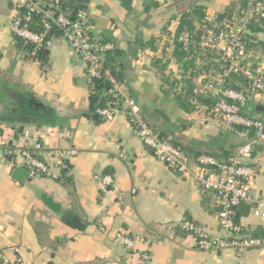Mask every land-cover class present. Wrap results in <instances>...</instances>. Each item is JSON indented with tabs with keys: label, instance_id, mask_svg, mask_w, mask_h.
<instances>
[{
	"label": "crops",
	"instance_id": "crops-1",
	"mask_svg": "<svg viewBox=\"0 0 264 264\" xmlns=\"http://www.w3.org/2000/svg\"><path fill=\"white\" fill-rule=\"evenodd\" d=\"M244 1L86 0L91 33L120 51L121 91L137 102L149 125L182 144L191 158L225 157L246 138L210 116L203 103L180 106L174 94L187 80L194 91L201 84L200 73L185 72L174 56L176 30L182 15L196 8L211 20ZM11 15L10 4L0 0V264L16 258L24 264H139L145 251L148 264H264V247L240 256L231 249L197 248L178 223L186 219L217 232L214 192L156 158L122 112L110 120L92 118L84 63L67 40L54 34L45 59L27 56L8 27ZM247 34L246 62L264 75V26L254 25ZM194 61L203 62L198 56ZM257 106L250 100L245 112L257 116ZM37 142L45 155L74 150L59 177H30L20 158L1 153L3 144L33 149ZM249 164L256 170L251 190L264 196V142L253 148ZM94 173L110 175L116 188L97 184ZM239 212L247 233H264V221L248 206ZM116 233L143 242L123 248L113 242Z\"/></svg>",
	"mask_w": 264,
	"mask_h": 264
},
{
	"label": "built area",
	"instance_id": "built-area-1",
	"mask_svg": "<svg viewBox=\"0 0 264 264\" xmlns=\"http://www.w3.org/2000/svg\"><path fill=\"white\" fill-rule=\"evenodd\" d=\"M12 10L8 22L11 33L32 46L34 55L39 50L50 48L54 30L70 44L73 53L84 63L89 84L102 75L104 54L113 45L95 37L87 23L85 11H79L71 18L60 7L61 0H6ZM264 19V0H247L246 4L222 16L205 20L195 26L201 32L196 45L192 35L184 30L178 36L185 49L192 46L194 52L203 58L217 56L222 69L217 73L210 70L199 74L201 90L206 98L213 101L204 105L210 116L218 117L228 124H240L245 143L227 160H219L209 154L189 157L180 148L158 133L147 123L137 102L121 91V85L114 82L112 99L103 107L96 109L97 114L110 120L122 112L136 129L140 141L153 155L176 173L191 179L203 191H213L218 202L219 230L215 233L203 229L189 220H182L178 227L194 237L195 245L201 250L231 249L240 256L247 249L264 247V233L253 235L234 221V208L240 204L249 207L250 214L264 221V196L251 190L252 179L256 173L249 164L254 146L264 142V108L259 115L247 117L248 101L264 107V75L254 72L246 62L248 57L244 37L250 22ZM230 74L244 76L249 83L246 91H238L227 85L225 80ZM200 104L196 103V107ZM251 132V135L249 136ZM4 157L20 158L30 177L57 178L68 168V156L74 150H56L45 155L39 142L33 149L15 143L3 144ZM92 179L102 187L116 188L108 174L94 173ZM143 239L130 238L116 233L113 242L123 248H131ZM147 252L142 253L139 264H148ZM11 264H24L20 258Z\"/></svg>",
	"mask_w": 264,
	"mask_h": 264
},
{
	"label": "trees",
	"instance_id": "trees-1",
	"mask_svg": "<svg viewBox=\"0 0 264 264\" xmlns=\"http://www.w3.org/2000/svg\"><path fill=\"white\" fill-rule=\"evenodd\" d=\"M247 0L244 1V4H246ZM85 4L86 0H61L60 1V7L62 10H64L65 13L68 14L69 17L75 18L76 14L79 11H84L85 10ZM243 4V5H244ZM241 5V6H243ZM199 8H196L191 16L188 14H183L181 17V20L179 22L178 28L176 30L177 36L184 30H187L191 35L193 39V43L196 45L197 41L200 39V34L201 32L199 30H195V22L203 23L205 22L204 20V15L200 14ZM232 11H229L230 13ZM226 13V14H228ZM226 14H223L226 15ZM261 24L264 26V19L250 22L247 25V30L252 28L254 25ZM256 27V26H255ZM58 34L57 31H53L50 33V35ZM14 39L16 40L17 45L27 54V56H32V57H38L40 60H43L46 58L43 49L37 51L34 55L31 53L32 46L20 38L14 36ZM155 38H152L150 42H153ZM244 41L246 43L245 48L246 52H248L251 48V43L249 36L245 34ZM104 42V41H102ZM174 56L178 59L179 62H181V67L184 69V71H188L190 69V74L192 73H201L202 70L207 71L210 70L212 73H217L221 71L222 69V64L221 61L218 60L217 56L215 55H208L207 58L201 57L200 54L197 52H194L193 48L191 45L185 49L180 41L175 40V46H174ZM120 51L117 50V48L113 45V47L109 50H107L104 54L103 62H102V67H103V72L102 75L99 78H96L92 81V84L90 85V94H89V114L92 118H101L97 112L96 109L99 107H103L106 102L112 99L111 96V91L113 90L114 82L121 83L124 80L123 72L120 68L119 65V58ZM198 56L199 58H202L203 62L196 63L194 61V57ZM107 71L108 74H105ZM193 71V72H192ZM190 80H187L186 84L184 85L183 89L180 90V92H176L174 96L176 97L177 101L179 102L180 106L183 107L184 109H193L196 106V103H203L205 105H211L213 103L212 100L209 98H206L202 92V90H195L194 91V86L192 83H189ZM173 83V82H172ZM225 85L238 90V91H246L249 83L248 80L242 76V75H237V74H230L226 80H225ZM192 99V103L189 101ZM259 113V112H258ZM242 115L251 117L252 115L243 112ZM143 116V115H142ZM144 117V116H143ZM145 119V117H144ZM146 120V119H145ZM234 127H236L239 131H244L245 127L240 125V124H233ZM151 126V125H150ZM152 127V126H151ZM153 128V127H152ZM159 135V137L166 139L169 141L171 144L174 146L180 148L184 153L188 155L186 152V149L183 148L182 144H179L178 142H175L172 138H168L167 135H165L162 132L157 131L155 128H153ZM251 135V132L249 136ZM245 143V140L242 141L239 146L243 145ZM257 146V145H256ZM254 146V147H256ZM226 153V152H225ZM233 153L228 154L225 157H219L216 154L212 153H205L212 155L216 157L219 160H227L229 157H231ZM198 156V155H194ZM64 171V170H63ZM245 205L240 204L234 208V221L238 222V217L241 214L239 212L240 208H243ZM71 218V217H70ZM69 219L68 223L72 222ZM83 227V224L79 225V228L81 229ZM256 235V234H253Z\"/></svg>",
	"mask_w": 264,
	"mask_h": 264
},
{
	"label": "water",
	"instance_id": "water-1",
	"mask_svg": "<svg viewBox=\"0 0 264 264\" xmlns=\"http://www.w3.org/2000/svg\"><path fill=\"white\" fill-rule=\"evenodd\" d=\"M46 51V50H45ZM263 106L262 105H260V106H257V109H261V110H263Z\"/></svg>",
	"mask_w": 264,
	"mask_h": 264
}]
</instances>
